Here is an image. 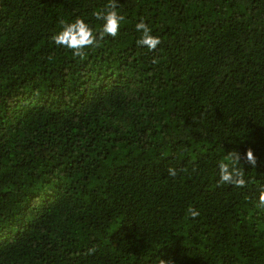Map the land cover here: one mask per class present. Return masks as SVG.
Instances as JSON below:
<instances>
[{
    "label": "trees",
    "instance_id": "obj_1",
    "mask_svg": "<svg viewBox=\"0 0 264 264\" xmlns=\"http://www.w3.org/2000/svg\"><path fill=\"white\" fill-rule=\"evenodd\" d=\"M107 3L0 0V264H264V0H117L115 38L53 42Z\"/></svg>",
    "mask_w": 264,
    "mask_h": 264
},
{
    "label": "clouds",
    "instance_id": "obj_2",
    "mask_svg": "<svg viewBox=\"0 0 264 264\" xmlns=\"http://www.w3.org/2000/svg\"><path fill=\"white\" fill-rule=\"evenodd\" d=\"M95 16L98 20H102V27L98 31L86 23L81 18H76L72 22L61 21V30L56 33L52 39L56 45L62 46L72 51L74 56L83 57L84 49L91 47H99L100 42L104 40L105 36L115 38L120 31V23L124 20V16L118 11L117 0H108L105 8L97 11ZM138 32H141V37L136 41L137 45L146 46L150 51L157 49L161 44V39L158 36L151 34V29L143 21L140 20L135 25ZM155 59L153 63H155ZM241 154L236 150H230L223 162L218 164L219 180L217 185H231L237 188H245L249 181L245 179V172L241 163ZM243 160L251 167H255L257 159L253 154L251 148L246 149ZM168 174L175 177L177 172L174 168L167 169ZM258 207L264 208V186H261L258 197ZM187 215L195 219L200 215L199 211L189 206ZM95 252V248H89L88 254ZM158 264H173L171 258L158 259Z\"/></svg>",
    "mask_w": 264,
    "mask_h": 264
}]
</instances>
